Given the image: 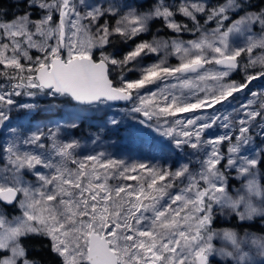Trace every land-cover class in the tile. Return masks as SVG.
Segmentation results:
<instances>
[{
    "label": "snow or ice",
    "instance_id": "1",
    "mask_svg": "<svg viewBox=\"0 0 264 264\" xmlns=\"http://www.w3.org/2000/svg\"><path fill=\"white\" fill-rule=\"evenodd\" d=\"M12 2L11 17L0 6V264H39L33 240L49 264H211L213 256L264 264V235L214 227L218 215L264 221L255 179L264 165V56L252 55L264 49L262 0ZM117 42L127 45L122 57L108 51ZM237 72L242 79H232ZM41 98L62 102L45 110L63 107L65 117L34 130L13 124L14 110L34 112ZM110 111L93 145L123 128L146 160L171 153L175 167L85 151L65 131ZM137 124L156 137L138 135ZM232 171L246 180L235 196Z\"/></svg>",
    "mask_w": 264,
    "mask_h": 264
},
{
    "label": "trees",
    "instance_id": "2",
    "mask_svg": "<svg viewBox=\"0 0 264 264\" xmlns=\"http://www.w3.org/2000/svg\"><path fill=\"white\" fill-rule=\"evenodd\" d=\"M0 6H3L4 8L9 9V17H11L12 12L17 11L13 6L12 0H0ZM261 6H264V0H262ZM176 19L180 22L184 23H189L191 24V21L187 20L186 18L177 15ZM159 26L162 27V23L160 21H157L153 28L155 27L156 30L157 28H160ZM170 30H166L167 33H169ZM159 34L162 36L167 37L168 35L161 31ZM126 49V46L124 47L123 44L117 42L113 44L111 47L108 48L109 52H114L119 56H122L124 50ZM122 51V52H121ZM260 65L258 64L256 66L257 71L260 69ZM132 73L129 74V76ZM232 79L235 80H240L242 79V73L237 72L232 75ZM261 83H264L261 81ZM257 82H253V85L255 86ZM17 99H23V98H17ZM60 101H52L50 102V105L52 104H57L59 105ZM118 107H121L120 105ZM48 107L43 108L45 112H40L39 109L35 110L34 112H25V111H13L12 114H14V118H12V122L15 125H22L25 122V125L29 127L32 123L37 124L40 122L45 123V121H55L57 118L54 116V110L56 115L61 114L62 108L63 107H56L53 108L51 111H46ZM117 113V112H116ZM115 113V114H116ZM112 114L110 111L109 113L105 114H85V118H83L81 121H79V127L76 128L75 130H65L66 132H72L76 136V138L83 140L86 139L90 136H93L95 133L100 132L99 125L103 123V121L107 118V115ZM24 121V119H26ZM103 133V136L106 135L108 132H101ZM110 133L112 134V137L114 140H119L123 134V128L119 132H113L110 130ZM86 137V138H85ZM71 138V137H67ZM109 154H111L108 151ZM133 155H135L133 151ZM122 155L120 154V157ZM142 155H138V157H141ZM113 157L114 158H119V156L116 154V152H113ZM158 162L162 161V158L158 156ZM193 167H196L193 165ZM257 179H258V185L261 189H264V165H261L260 170L257 172ZM240 184L241 180H239L237 177L234 175V171L231 172V175L229 177V183H228V192L231 195L232 192H234L235 188H238L239 192H242V189H240ZM230 221L227 223V225L235 230L237 233H252L256 235H264V221H261L259 218L256 219L254 222H245L241 223L239 222L235 217L229 218ZM216 223V222H214ZM217 225V224H215ZM29 248H30V255L32 258L37 260L39 264H49V261L52 260V257L50 253L48 252L47 248L44 246V243L39 241V240H33L29 242Z\"/></svg>",
    "mask_w": 264,
    "mask_h": 264
},
{
    "label": "rangeland",
    "instance_id": "3",
    "mask_svg": "<svg viewBox=\"0 0 264 264\" xmlns=\"http://www.w3.org/2000/svg\"><path fill=\"white\" fill-rule=\"evenodd\" d=\"M113 23H114V21H113ZM159 27L162 28L161 26H159ZM166 30H168V29H163L162 31L164 33H166L168 36L172 35L170 31H169V33H167ZM152 31H153V34H155L156 33V28L154 27L152 29ZM159 35H161V34H159ZM146 38L147 39H151L152 37H151V35H149ZM185 38L186 39L187 38H191L190 34H185ZM125 46H126V49L124 51H127L128 50L127 45H124V47ZM33 53H34V50H33ZM252 55H253V57L264 56V49H260V48L253 49ZM156 59H157V57L155 55L150 56V57H148L145 60V63H151V62H153ZM169 62L173 63V64L178 63V61L176 60V58L174 56L169 57ZM244 62H247V56L244 57ZM250 71H251V69H250ZM138 75H139L138 73L133 72L129 77L130 78H136ZM27 99L28 98H23V100H27ZM50 102H51L50 99H45V98L38 99L36 101V103L39 105V107L37 109H39L40 112H45L43 108L49 107L50 106ZM59 103L61 104L62 102H59ZM123 107H124V105H121L120 108H123ZM67 111H68L67 109L62 108V112L59 115H56L55 110L53 112H54L55 118H57V120H59V119H63L65 117ZM115 115L117 116V118H119L121 113L117 112ZM14 116L15 115L12 114V118H14ZM26 120H27V118L24 119V121H26ZM49 122L50 121H45V123L40 122V123H37V124L32 123L29 127H27L25 125V122H24V124H22V126L24 127L25 130H28V129L34 130L35 128L40 127V126H43V127L47 128L49 126ZM128 124L131 125L132 122L128 121ZM135 127L137 128V134L140 135V136H143V137H146V138H154V137H156V133H153L150 129H145V128H143L142 126H140L138 124L135 125ZM107 132L108 133H106L105 136H103V133H100L101 136L104 137V140H103V143H101L99 145H93L91 143V139L90 138L93 137V136H90L88 138L85 137L86 139L80 140L82 145H85V144L87 145L86 149H84V150L85 151H89V152L92 151L94 148H95L96 151L105 150L107 152L109 151L112 156H113V152H116V154L119 156V158L124 159V160H128L129 162H139L141 160H144L145 162H148V163H153V162H155V163H164L166 161L167 164H172L173 167H175V164L173 162L176 160V156L172 155L171 153H164V154L156 153L157 157L159 156V157L162 158L161 162H158V160H156V161H148V160L145 159V156H144V154L142 152L134 150L135 149V145H132L130 143L129 139L127 138L126 133L124 132V130H123V134H122V136H121V138L119 140H114L113 139L112 134L110 133V130L107 131ZM72 136L76 138L77 135L75 136L74 134H72ZM256 143L257 144L260 143L259 139L256 140ZM133 151H134L135 155H133ZM224 151L226 152V146L224 148ZM120 154L122 155L121 157H120ZM138 155H142V156L138 157ZM234 175H235V177H237V174L235 173V171H234ZM29 178L34 180L33 177H29ZM255 179H256V183L258 185L257 174H256ZM239 180H241L240 189H242V192H243V185H244V183H246V180L244 178H239ZM238 189H239V187L235 188L234 192H232L231 195L235 196L239 192ZM256 200H257V202H259V198H256ZM229 221H230L229 218H224V217H221V216L218 215L217 219L215 220L216 223H214V227L217 228V229H223V228L232 229V228H230L227 225V223ZM215 224H217V225H215ZM237 234L241 238H243L246 235V233H237ZM214 243L216 244L217 247L221 246V242L220 241H215ZM244 250L245 251L249 250L247 245L244 246ZM250 255H252L254 257V261H258L260 259L258 256H255V250H252ZM210 261H211V264H233V261L231 259L221 258L219 256L210 257Z\"/></svg>",
    "mask_w": 264,
    "mask_h": 264
},
{
    "label": "water",
    "instance_id": "4",
    "mask_svg": "<svg viewBox=\"0 0 264 264\" xmlns=\"http://www.w3.org/2000/svg\"><path fill=\"white\" fill-rule=\"evenodd\" d=\"M120 104H123V103H120Z\"/></svg>",
    "mask_w": 264,
    "mask_h": 264
}]
</instances>
